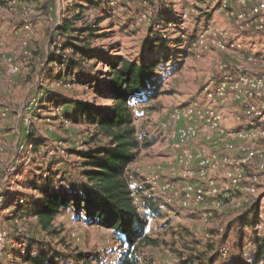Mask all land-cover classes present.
<instances>
[{
  "label": "rangeland",
  "instance_id": "1",
  "mask_svg": "<svg viewBox=\"0 0 264 264\" xmlns=\"http://www.w3.org/2000/svg\"><path fill=\"white\" fill-rule=\"evenodd\" d=\"M168 2L176 9L180 27L176 29L179 31L177 35L169 30L167 36L170 35L174 40L190 35L193 42L204 34L205 45L201 48L187 47V51L181 54L183 57L178 58V61L182 62L180 69L173 67V70L163 72L164 93L146 105H141L142 110H136L139 134L152 144L141 150L133 165L134 171L129 173V179H133L132 174L139 175L130 182L135 193L139 197L141 193L143 197H156L160 201L162 215L152 219L147 230L148 235L161 240L158 246L146 248L147 254L152 258L150 264H201L206 263L214 254L209 252L211 245H214L216 251L222 255H226L232 249L233 243L237 240L236 229L241 224L242 214L248 212L249 217L252 216V208L256 202L260 203L259 222L262 223L254 228L253 225L248 226L246 234L264 237V174L256 185L258 189L256 195H251L245 188L235 192L232 197L235 208L224 206V211L220 212L215 207L216 197L212 193L206 194L204 201L192 197L187 207L184 206L183 188L187 182L197 185L198 188L208 190L217 188L223 191L226 189L227 179L222 168L203 170L200 164L199 152L205 149L208 153V149L213 148L207 137L211 135V132H207L209 129H202L200 135L188 145L191 148V157L186 161L180 158V151L174 146L177 128L184 127L190 122L184 119L176 120L172 115L176 108L189 105L195 99L198 90L221 67V62L237 63L235 66H244L250 72H264V59L256 61L254 56L256 54L264 58V39L242 40V34L248 32L239 30L236 19L227 15L229 10L240 11L242 0H228L225 3L223 0ZM7 3L5 0L4 5L0 4V264H24L13 260L5 250L6 238L10 236L9 232L15 229L35 236L38 240L50 242L60 251L72 256L79 252H98L110 248L109 250L114 252L105 264H115L114 258L120 250L111 229L89 226L78 220L72 212L65 211L54 222L53 229L56 232L50 234L42 231L34 218L13 224L7 220L9 212L2 210L4 197L20 189L19 186L27 178L29 171L37 170L38 166L35 164L39 159L52 161L56 169L60 161L78 160L70 148L81 151L94 145L90 142V131L87 127L73 125L66 120L60 107L55 110L61 115L60 119L53 117L54 113L49 110L39 113V116L38 112L37 115L34 114V108L42 96L38 90L42 85L57 88L68 97L83 101L93 100V94L83 95L84 88L79 86L72 89L63 88L41 75L42 71L48 70L49 67L46 65L45 54L44 58H39L37 53L39 50L42 52L45 50L47 53L51 49L49 33L64 16L68 1L37 0L25 5L19 3L16 8L9 7ZM44 4L47 6V14L43 8ZM160 6L159 0H116L111 19L102 23L106 27L113 25L112 29L107 31L115 32L99 42L105 45V50L112 53L117 51L131 56L139 54L143 37ZM95 17L94 12L88 15V18ZM27 22L31 24V30L24 28ZM174 29L172 27V30ZM259 33L264 36L263 31ZM230 45H241V48L234 49ZM242 48L250 52L253 59H242V54L240 55ZM4 55L12 57L11 60L18 67L16 73L8 71L9 62L1 60ZM96 68L107 67L98 64ZM229 102L223 112L227 114L228 128H234L239 125L236 115L242 114V109ZM32 128L46 139V144L37 152L38 158L35 154L29 155L26 169L22 170L19 166H13L12 158L15 150H21L20 139L23 130ZM248 143H242L243 153L261 149L253 143ZM260 144L264 145V142ZM30 146L29 149L32 150L33 147ZM223 153L220 151V154ZM33 158H36L34 163ZM152 180L157 181L159 185H169L165 192L166 198L148 191ZM218 228H222V231ZM229 228L231 229L229 235L225 237V230ZM256 250L257 246L246 242L243 258L247 260L254 257ZM221 262L220 258L215 264ZM259 264H264V261Z\"/></svg>",
  "mask_w": 264,
  "mask_h": 264
},
{
  "label": "trees",
  "instance_id": "2",
  "mask_svg": "<svg viewBox=\"0 0 264 264\" xmlns=\"http://www.w3.org/2000/svg\"><path fill=\"white\" fill-rule=\"evenodd\" d=\"M36 1L18 0L24 5ZM67 1L64 16L49 33L51 49L47 53L45 50L37 53L39 58L46 56L49 67L41 75L63 88H84L83 95L93 94V100L68 97L57 88L42 85L38 89L42 96L34 114L38 112L39 116L49 110L54 113L53 117L60 119L61 115L55 112L60 107L66 120L87 127L94 145L81 151L70 148L78 160L60 161L57 170L52 161L39 159L35 164L37 170L29 171L20 189L4 197L2 210L9 212L7 220L11 223L34 218L40 229L50 234L56 232L53 225L57 218L70 211L89 226L113 231L120 250L114 258L115 264H150L152 258L146 248L158 246L161 240L148 235L147 230L149 222L162 213L156 197H143L140 193L138 205L130 185V165L143 148L152 144L139 134L136 110H142L141 105L164 93L163 72L173 70V67L180 69L182 62L178 58L183 57L181 54L187 47L190 49L192 36L187 34V38L181 36L174 40L167 36L169 30L175 35L179 33L176 31L180 27L179 17L174 6L168 4L169 0H159L161 6L152 17L139 54L112 53L99 41L115 32L107 31L113 25L106 27L102 23L111 19L116 0ZM0 4L4 5L5 0H0ZM43 8L47 14L46 4ZM92 12L96 17L88 18ZM98 64L107 68H96ZM22 134L20 141L24 148L15 150L12 163L25 170L29 155L35 154L38 158L37 152L46 144V139L34 129L33 132L25 129ZM34 161L36 158L32 163ZM259 204L253 205L252 216L249 217L248 212L242 214L232 249L222 255L211 245L209 252L214 254L201 264H215L220 258L221 264H259L264 261V237L246 234L248 226L254 228L260 224ZM230 228L225 230V237ZM9 233L5 250L13 260L24 264H105L114 252L105 248L72 256L50 242L17 229ZM246 242L257 246L255 256L247 260L243 258Z\"/></svg>",
  "mask_w": 264,
  "mask_h": 264
},
{
  "label": "built area",
  "instance_id": "3",
  "mask_svg": "<svg viewBox=\"0 0 264 264\" xmlns=\"http://www.w3.org/2000/svg\"><path fill=\"white\" fill-rule=\"evenodd\" d=\"M7 1L11 8H16L19 5L18 0ZM223 1L225 3L228 0ZM227 15L236 19L239 23L238 29L242 32L263 31L264 33V0H242V9L240 11L229 10ZM24 28L31 30V24L25 23ZM204 36L201 34L196 38L190 48L193 46L203 47L205 45ZM230 46L239 50L241 48V45ZM240 52H242L240 53L242 59H253L252 54L243 48ZM254 56L256 61L264 59L260 55L255 54ZM11 58L4 55L1 60L9 62L8 71L10 73H16L18 67ZM221 63L222 65L216 70L215 75L198 90L195 99L189 105L176 108L172 117L176 120L184 119L190 122L185 123L187 125L184 127L177 128L174 146L180 151V158L185 161L189 159L191 148L188 145L200 135L202 129H209L207 132H211V135L207 137L213 148H209L208 153L205 149L199 152L200 164L203 170L222 168L224 177L227 179V186L223 191H219L217 188L213 190L198 188L197 185L187 182L183 188V205L187 207L188 201L192 197L197 198L198 201H204L205 195L212 193L216 197L215 207L223 212L224 206L236 207L232 197L237 190L242 191L245 188L251 195H256L258 190L256 185L264 174V145L260 144L264 142V72H250L244 66H235L237 63ZM228 102L234 103L242 109V114L236 115L239 125L234 128H228L227 114L223 112ZM29 132H33V128ZM235 141L238 143L236 144ZM248 142L262 150L257 149L243 153L244 145L242 146V143L247 144ZM20 148L21 150L24 148L23 144ZM220 151L224 153L220 154ZM130 182H133V179H130ZM150 182L148 191L166 198L165 192L169 185H159L155 180ZM132 190L136 203H140V197L135 193L134 188ZM218 229L222 231V228Z\"/></svg>",
  "mask_w": 264,
  "mask_h": 264
},
{
  "label": "crops",
  "instance_id": "4",
  "mask_svg": "<svg viewBox=\"0 0 264 264\" xmlns=\"http://www.w3.org/2000/svg\"><path fill=\"white\" fill-rule=\"evenodd\" d=\"M260 33L259 32H250V33H246V34H242V40L243 39H246L248 38L249 40H258L260 38L264 39V37L262 35H259ZM138 159V158H137ZM136 159V160H137ZM135 160V161H136ZM135 162H133L131 165H130V168H131V171L134 169L133 168V165H134ZM134 171V170H133ZM133 176V179H136L135 177H139V175H136V174H132Z\"/></svg>",
  "mask_w": 264,
  "mask_h": 264
}]
</instances>
